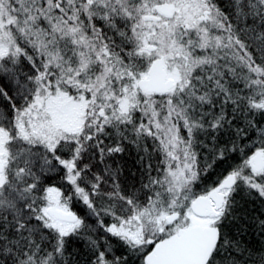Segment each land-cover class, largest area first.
Returning <instances> with one entry per match:
<instances>
[{
	"label": "snow or ice",
	"instance_id": "snow-or-ice-1",
	"mask_svg": "<svg viewBox=\"0 0 264 264\" xmlns=\"http://www.w3.org/2000/svg\"><path fill=\"white\" fill-rule=\"evenodd\" d=\"M0 264H264V0H0Z\"/></svg>",
	"mask_w": 264,
	"mask_h": 264
}]
</instances>
